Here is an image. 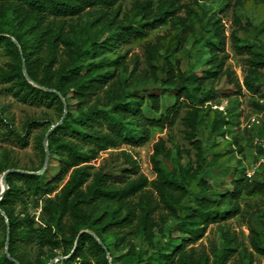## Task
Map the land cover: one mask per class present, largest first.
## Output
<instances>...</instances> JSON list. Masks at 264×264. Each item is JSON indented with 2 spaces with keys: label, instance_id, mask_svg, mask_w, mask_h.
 Masks as SVG:
<instances>
[{
  "label": "trees",
  "instance_id": "1",
  "mask_svg": "<svg viewBox=\"0 0 264 264\" xmlns=\"http://www.w3.org/2000/svg\"><path fill=\"white\" fill-rule=\"evenodd\" d=\"M117 1L0 0V45L4 46L11 57L8 67L0 70V81L8 83L10 93L24 103L46 106L57 104L63 113L65 104L67 105L62 123L49 136V164L53 156L59 157L58 175L50 180H44L40 174L17 171L7 176L8 189L0 200V208L6 216L0 213V223L5 230L3 247H6L8 234L9 242L8 254L5 252L0 257V264H47L59 256L61 258L54 264H87L86 260L78 261L88 253L96 259V264H112L108 252L111 257L112 254L102 231H106L108 227L124 231L135 222L134 233L141 234L144 240L153 245L162 231L156 216L162 219L163 215L158 209L164 208L168 210V214L177 215L176 205L184 197L192 196L187 183L191 179L196 180L200 170L191 171V161L188 162V167L180 165L178 169L166 168L163 165L166 154L163 141L156 144L152 155L157 177L150 182L144 174L123 180L90 164L100 151L115 148L123 142H137L141 139L137 134L138 130L146 134L148 125H163L172 111L169 108L158 119H149L143 109L146 103L143 95L121 85L120 80L106 70L105 62L86 61L87 57L98 52L129 43L135 34L140 33L131 22L112 19L107 24L112 27L109 28L111 32L105 38L97 35L90 49L76 44L65 29L66 20L63 18L81 15L96 6H100L101 11L97 13L94 22L104 25L109 9ZM175 1L163 0V4L174 6ZM137 7L145 11L143 17L147 20L142 26L156 27L167 20L168 16L161 12L153 13L149 1L142 2ZM237 21L241 23L240 20ZM220 23V20L214 21V36L217 40L208 42L211 52L224 49L225 38ZM242 27L247 28L248 24H242ZM235 47L243 51L238 43ZM155 49V46H148L149 59L157 58ZM250 54L246 59L249 68L244 84L251 92L263 95V82L259 73L264 68V56L251 50ZM23 63L30 78L39 86L26 78ZM223 63L224 60H218V56H214L212 64L215 69H207L203 75L190 78L178 70V63L173 66L172 62L166 61L161 71L164 75L162 82L164 85L168 84V87L161 90L177 91L178 99H194L200 95L203 96L202 102L208 101L213 88L205 89V80L224 76L230 81L232 74L229 69H222ZM146 98L151 110L158 114L161 110L159 95L149 94ZM255 105L261 110L264 108V104L256 102ZM199 109L193 107L185 117V132L190 139L196 137L197 126L200 124ZM34 122L28 121L24 130L19 132L0 116V125L7 127L6 135L22 146L27 145L29 130ZM220 122L227 123L220 119L217 124H221ZM66 136L69 138L65 139ZM44 137L45 135H39L38 142L45 162ZM257 147L260 161L263 149L259 144ZM196 148L202 164L205 163L207 158L201 154L198 140ZM11 168L17 167L5 166L1 168L0 174ZM42 168L22 169L37 171ZM66 176L68 178L64 181ZM200 183L203 184V190L208 189L206 180L200 179ZM233 183L234 189L225 193V199H237L243 191L242 187H245L249 195L264 194L263 178L249 181L243 173L242 178L233 180ZM133 197L138 198L137 203L132 201ZM196 201L198 206L189 208L183 221L177 226L181 232L195 238L201 234L202 225L239 211V206L235 203L231 214L225 212L222 216L217 209L211 208L219 205L220 200L201 195ZM102 203H106L108 208L110 204L115 206L111 210L103 208L100 214H96V208ZM40 204L41 214L37 221L36 216L30 212V207ZM254 233L256 235L252 236V245L257 252L264 254V243L258 233ZM124 237L125 235L121 239ZM21 245H35L41 251L46 248L50 253L46 256L38 254L35 259L30 260L20 255ZM232 249L226 243L218 264H225L229 256L228 250ZM176 261L179 264H207L206 260L202 263V257H196L193 253L186 254L182 248L171 252L158 248L148 257L139 258L135 262H132V254L128 253L124 264H173Z\"/></svg>",
  "mask_w": 264,
  "mask_h": 264
},
{
  "label": "rangeland",
  "instance_id": "2",
  "mask_svg": "<svg viewBox=\"0 0 264 264\" xmlns=\"http://www.w3.org/2000/svg\"><path fill=\"white\" fill-rule=\"evenodd\" d=\"M146 1L150 2L154 14L161 12L168 16L164 23L156 27L142 26L147 19L143 17L144 9L137 6ZM100 11L101 7L96 6L81 15L63 18L66 20L65 29L73 41L84 49L92 47L97 35L105 38L111 32L109 28L112 27L107 24L114 18L125 23L131 22L140 33L135 34L129 43L98 52L87 57L86 61L105 62L106 70L112 72L121 85L143 95L146 99L143 109L149 119H158L169 108L172 111L163 125H148L146 134L138 130L137 134L141 139L137 142H123L115 148L100 151L90 164L123 180L144 174L150 182L157 177L152 155L156 144L163 141L166 152L163 165L166 168L178 169L180 165L188 167V162L191 161L190 170H200L199 177L187 183L192 196L184 197L176 205L177 215L168 214V210L164 208L158 209L163 215L161 219L156 214L162 231L153 245L144 240L141 234L134 233L135 222L124 231L116 227H108L106 231H102L112 254L111 263L124 264L128 253L132 254V262H135L139 258L148 257L158 248L167 252L182 248L186 254L193 253L196 257H202V263L206 260L207 264H218L219 256L227 243L233 249L228 250L229 256L225 264H264V254L257 252L252 245L254 231L264 243V194L249 195L245 187H242L243 191L237 199L224 198L225 193L234 189L233 180L242 178L243 173L249 181L264 179L263 168L258 166L260 152L257 147L259 140L264 138V108L261 110L255 105L256 102L264 104V68L259 73L263 82V95L251 92L244 84L249 68L246 59L251 55L250 50L264 56V0H176L174 6L163 4V0H118L109 9L104 25L94 22ZM215 20L221 22L219 26L225 43L224 49L211 52L208 42L217 40L214 36ZM246 23L248 27H242ZM236 43L243 51L235 47ZM148 46H155L156 59H149ZM214 56H218V60H224L222 69H229L232 75L230 81L224 76L205 80L204 88H213L208 101L202 102L203 96L200 95L194 99H178L177 91L161 90L168 87V84L164 85L162 82L164 75L161 71L166 61L172 62L173 66L178 63V70L191 78L203 75L207 69H215L212 64ZM10 60V55L0 45V70L7 68ZM7 85L8 83L0 81V116L5 123L22 132L28 121L35 122L30 127L25 146L10 139L6 135L7 127L0 125V170L5 166L42 168L44 156L38 137L46 135L52 125L62 119L64 113L57 104L46 106L24 103L10 93ZM149 94L159 95L161 110L158 114L151 110L146 98ZM193 107L200 108V124L197 126L196 137L190 139L185 132V117ZM220 119L227 123L217 124ZM196 140L201 145V154L207 158L203 164L196 148ZM58 173L59 157L53 156L40 175L44 180H50ZM67 178L68 176L64 181ZM200 179L208 182V189H202ZM201 195L220 200L219 205L211 208L217 209L222 216L225 212L231 214L235 203L238 204L239 211L202 225L201 234L195 238L181 232L177 226L183 221L189 208L198 206L196 199ZM132 201L137 203L138 198L133 197ZM114 206L115 204H110L108 208L106 203H102L95 213L100 214L103 208L111 210ZM19 209L18 205L17 210ZM30 212L38 221L41 204L31 206ZM138 212L139 210L137 214ZM124 235V239H121ZM4 238L5 230L0 223V257L6 252V247L2 245ZM49 253L46 248L41 251L35 245H21L20 255L30 260L35 259L38 254L46 256ZM83 260L87 264H96V259L89 253L80 257L78 262ZM173 264H179V261Z\"/></svg>",
  "mask_w": 264,
  "mask_h": 264
},
{
  "label": "water",
  "instance_id": "3",
  "mask_svg": "<svg viewBox=\"0 0 264 264\" xmlns=\"http://www.w3.org/2000/svg\"><path fill=\"white\" fill-rule=\"evenodd\" d=\"M12 39H13V41H15L18 44V42L16 41V39L14 37H12ZM23 71H24V74H25L26 78L29 80V82L33 83L35 86H39L28 75L24 63H23ZM66 111H67V105L65 104V110H64V114H63L62 119L59 122H57L56 124L52 125V127L48 130V132L46 133V135L44 137L43 144H44V147H45V150H46V156H45V162H44L43 168L41 170H39V171H28V170H23V169L11 168V169H8L5 172H3L2 175H1V178H0V183L2 185V189L0 190V200L3 197L4 193L6 192V190L8 189L7 176H8L9 173L17 171V172H21V173L41 174L47 168V166L49 164V156H50L49 136L58 126H60V124L62 123V121H63V119H64V117L66 115ZM0 213L2 215L6 216L5 212L1 208H0ZM82 232H84V231H82ZM98 240L102 244V246L105 249H107L106 245L100 239H98ZM8 242H9V234H8L7 241H6V252H7V254H8ZM60 258H61L60 256L57 257V260H59ZM108 258L111 259V256H110L109 252H108ZM57 260H56V258L52 259L47 264H54Z\"/></svg>",
  "mask_w": 264,
  "mask_h": 264
},
{
  "label": "built area",
  "instance_id": "4",
  "mask_svg": "<svg viewBox=\"0 0 264 264\" xmlns=\"http://www.w3.org/2000/svg\"><path fill=\"white\" fill-rule=\"evenodd\" d=\"M258 144H259V145L262 147V149H263V156H262V158L260 159L258 166L264 168V138L260 139L259 142H258ZM249 175H251V173H249Z\"/></svg>",
  "mask_w": 264,
  "mask_h": 264
}]
</instances>
